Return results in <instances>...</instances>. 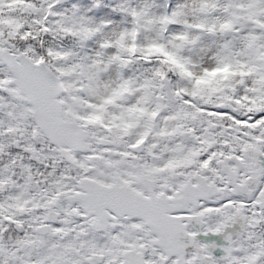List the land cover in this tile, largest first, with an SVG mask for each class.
<instances>
[{
  "label": "snow or ice",
  "instance_id": "1",
  "mask_svg": "<svg viewBox=\"0 0 264 264\" xmlns=\"http://www.w3.org/2000/svg\"><path fill=\"white\" fill-rule=\"evenodd\" d=\"M0 264H264V0H0Z\"/></svg>",
  "mask_w": 264,
  "mask_h": 264
}]
</instances>
